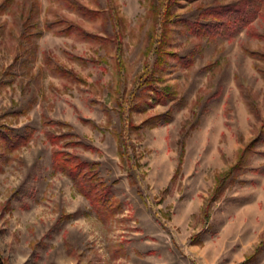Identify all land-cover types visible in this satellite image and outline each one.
<instances>
[{
	"label": "rangeland",
	"instance_id": "rangeland-1",
	"mask_svg": "<svg viewBox=\"0 0 264 264\" xmlns=\"http://www.w3.org/2000/svg\"><path fill=\"white\" fill-rule=\"evenodd\" d=\"M80 1L96 7L92 0ZM230 1L197 0L178 12L193 17L204 5ZM34 3L39 10L33 31L43 33L34 37L33 51L23 54L24 22ZM115 3L124 20L121 69L115 48L44 30L46 22L66 18L104 36L101 19L86 18L59 0H0V129L31 133L16 146L0 138L2 256L7 264H264V252L251 258L264 238V154L252 157L254 170L241 176L245 183L211 200L216 175L236 162L261 125L246 99L264 115V57L246 50L264 53V36L257 34L264 35V10L253 31L243 29L232 38L209 41L174 31L172 49L196 55L191 67L172 61L166 71L185 105L171 122L131 135L132 168L119 155L115 104L118 90L129 93L143 69L151 20L148 0ZM46 55L79 80L53 72ZM170 106L134 112V121ZM185 128L190 135L176 175ZM47 131H71L90 148L67 144L73 137L54 144ZM55 148L98 162L121 204L115 215L100 218L71 178L54 169ZM258 149L264 151V144Z\"/></svg>",
	"mask_w": 264,
	"mask_h": 264
},
{
	"label": "trees",
	"instance_id": "trees-1",
	"mask_svg": "<svg viewBox=\"0 0 264 264\" xmlns=\"http://www.w3.org/2000/svg\"><path fill=\"white\" fill-rule=\"evenodd\" d=\"M59 1L62 5L86 18L101 19L104 36L89 31L81 24L69 21L66 18H56L53 21L46 22L44 30H54L59 35H79L109 48H115L119 67L120 69L123 68L124 62L121 57L123 35L119 27L122 26L124 20L119 15L115 0H105V5H103L102 0H92L96 6L93 8L80 0ZM195 1L197 0H148L147 14L151 20L146 48L148 56L142 71L136 77L135 85L129 93L125 91L119 92L118 90L115 104L120 118V127L118 129L119 155L124 159L128 158L132 168L135 149L133 148L131 135L139 133L142 129L153 128L171 122L174 119L175 110L185 105V100L179 96L174 86L167 83L166 71L172 61H175L176 65L182 68L191 67L195 62L196 55L192 52L180 54L172 49L174 31L181 30L200 39L208 38L209 41L219 37L232 38L243 29H248L249 32L253 31V21L259 15H262L264 10V0H233L227 3L204 5L199 13L193 17H187L183 13L178 12L179 9L185 7V4ZM38 10L37 4L34 3L26 16L24 31L21 36L23 54L33 51L35 45L33 43H36L34 37L37 38L43 33V30L34 32L33 28L36 25L31 23V20L36 18ZM246 50L252 57L260 59L264 57V53L260 51L248 48ZM44 61L48 66L52 67L53 72L71 80H79L75 73L55 63L50 56L46 55ZM260 70L264 74V69ZM246 100L249 112L261 122V125L256 136L239 150L236 162L227 170L216 175L212 201L222 196L232 186L238 183H245L241 176L249 170H254L251 164L252 157L258 153L264 154V151L258 149L260 144H264V115L254 100L250 98ZM169 103L172 106L165 112L149 116L139 124L135 123L134 112L142 113L156 105H167ZM105 111L110 116L111 110L105 108ZM196 117L197 123L199 115L196 114ZM49 122L53 123V121ZM84 122L89 123L92 121L84 119ZM56 124L69 125L61 121L56 122ZM46 134L48 139L54 144L59 143L62 138L73 137L67 144L90 148L89 144L74 139L75 135L71 131L62 134L47 131ZM189 135L190 129L185 128L178 141L180 154L176 175L181 171ZM30 137L31 133L29 131L17 133L12 130L0 129L1 140L9 145L16 146L21 143H27ZM53 167L56 171L62 172L71 178L79 193L90 201L96 214L103 220L111 218L121 209L120 202L116 201L113 196V185L107 184L99 174L98 162L83 159L75 152L55 148L53 150ZM205 216L209 220L210 213L207 210L205 211ZM263 252L264 238L251 258L257 259ZM245 262L247 263V261ZM0 264H7L1 252Z\"/></svg>",
	"mask_w": 264,
	"mask_h": 264
}]
</instances>
